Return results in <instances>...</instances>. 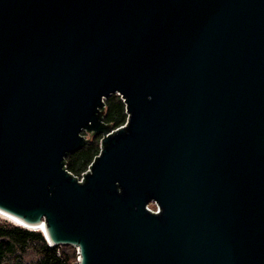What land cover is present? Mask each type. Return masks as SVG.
<instances>
[{"label":"water","instance_id":"1","mask_svg":"<svg viewBox=\"0 0 264 264\" xmlns=\"http://www.w3.org/2000/svg\"><path fill=\"white\" fill-rule=\"evenodd\" d=\"M0 212L78 264H264V0H0Z\"/></svg>","mask_w":264,"mask_h":264},{"label":"trees","instance_id":"2","mask_svg":"<svg viewBox=\"0 0 264 264\" xmlns=\"http://www.w3.org/2000/svg\"><path fill=\"white\" fill-rule=\"evenodd\" d=\"M103 110L105 123L115 129L124 125L127 114L125 103L119 95L108 96L103 102ZM99 144V136L87 138L80 149L63 159L64 168L71 175L80 176L97 156ZM29 244L37 255L36 260L29 264H69L75 256V249L70 246H49L39 230L28 229L7 220L0 222V264H27L22 261V254ZM57 250H60L58 254Z\"/></svg>","mask_w":264,"mask_h":264},{"label":"rangeland","instance_id":"3","mask_svg":"<svg viewBox=\"0 0 264 264\" xmlns=\"http://www.w3.org/2000/svg\"><path fill=\"white\" fill-rule=\"evenodd\" d=\"M85 138H89L88 134H84ZM3 218L0 217V222H2ZM60 252V250H59ZM74 258L69 264H77L76 262V251H74ZM37 258L36 252L34 250V247L29 244L25 250V252L22 254V261L29 264L30 262H34Z\"/></svg>","mask_w":264,"mask_h":264},{"label":"built area","instance_id":"4","mask_svg":"<svg viewBox=\"0 0 264 264\" xmlns=\"http://www.w3.org/2000/svg\"><path fill=\"white\" fill-rule=\"evenodd\" d=\"M100 148H101V146L99 145V150H100ZM90 165H91V163L88 165L87 169H86L83 173L80 174V176H78V177L75 176L76 179H77V182H79V183L83 182V176H84V174H86L87 172L90 171ZM152 206H154V207H152ZM147 208H148L150 211L154 212V213H157V212H158L157 207H156L155 205H153V204L148 205ZM43 238H44L45 242H46L49 246H53V245H52V244H51V243L45 238V236H43ZM74 249H75V251H76V262H77V264H78V260H79L78 251L76 250V248H74ZM58 253H59V250H57V254H58Z\"/></svg>","mask_w":264,"mask_h":264},{"label":"bare ground","instance_id":"5","mask_svg":"<svg viewBox=\"0 0 264 264\" xmlns=\"http://www.w3.org/2000/svg\"><path fill=\"white\" fill-rule=\"evenodd\" d=\"M0 217L13 223V224H17V225H20V226H24V227H27L28 229H33V230H39L40 232L42 231V226H36V227H29V226H25L23 225L22 223H20L19 221H17L16 219L0 212Z\"/></svg>","mask_w":264,"mask_h":264},{"label":"flooded vegetation","instance_id":"6","mask_svg":"<svg viewBox=\"0 0 264 264\" xmlns=\"http://www.w3.org/2000/svg\"><path fill=\"white\" fill-rule=\"evenodd\" d=\"M83 134H88V133H86V132H82Z\"/></svg>","mask_w":264,"mask_h":264}]
</instances>
